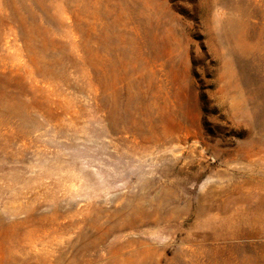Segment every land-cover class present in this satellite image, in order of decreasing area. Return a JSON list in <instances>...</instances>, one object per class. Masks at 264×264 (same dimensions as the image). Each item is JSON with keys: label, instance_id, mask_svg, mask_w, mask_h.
I'll return each instance as SVG.
<instances>
[{"label": "rangeland", "instance_id": "obj_1", "mask_svg": "<svg viewBox=\"0 0 264 264\" xmlns=\"http://www.w3.org/2000/svg\"><path fill=\"white\" fill-rule=\"evenodd\" d=\"M0 264H264V0H0Z\"/></svg>", "mask_w": 264, "mask_h": 264}]
</instances>
